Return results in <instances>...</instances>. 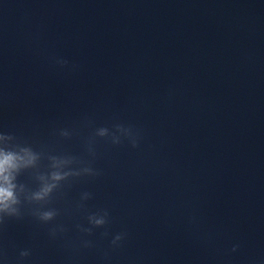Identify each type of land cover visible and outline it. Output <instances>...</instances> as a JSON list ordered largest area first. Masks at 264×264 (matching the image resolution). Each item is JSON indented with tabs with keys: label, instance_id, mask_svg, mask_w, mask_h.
<instances>
[{
	"label": "clouds",
	"instance_id": "clouds-1",
	"mask_svg": "<svg viewBox=\"0 0 264 264\" xmlns=\"http://www.w3.org/2000/svg\"><path fill=\"white\" fill-rule=\"evenodd\" d=\"M5 136L10 140L13 139L12 136L2 134H0V139ZM38 160L39 154L30 147L10 146V144L0 146V213L7 216L19 214V209L16 205H19L21 201L17 193V177L23 170L35 168ZM50 160L53 171L47 176L40 175L38 179L50 180L51 183L42 184L38 191L32 193L34 201H45L61 181L74 174L71 171H61L59 169L61 163L71 165L74 162L72 158L53 156L50 157ZM19 187L23 188L24 185L20 184ZM39 215L43 221H49L53 219L55 212L44 211ZM116 239L119 240L120 237L117 236Z\"/></svg>",
	"mask_w": 264,
	"mask_h": 264
}]
</instances>
